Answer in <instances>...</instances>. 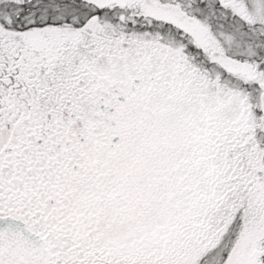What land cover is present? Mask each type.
Listing matches in <instances>:
<instances>
[{
	"label": "snow or ice",
	"instance_id": "snow-or-ice-1",
	"mask_svg": "<svg viewBox=\"0 0 264 264\" xmlns=\"http://www.w3.org/2000/svg\"><path fill=\"white\" fill-rule=\"evenodd\" d=\"M0 264H264V0H0Z\"/></svg>",
	"mask_w": 264,
	"mask_h": 264
}]
</instances>
